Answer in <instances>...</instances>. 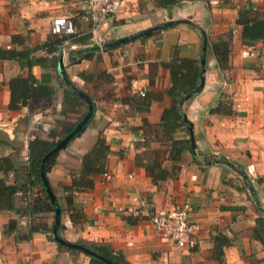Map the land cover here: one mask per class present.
I'll use <instances>...</instances> for the list:
<instances>
[{
  "label": "crops",
  "instance_id": "obj_1",
  "mask_svg": "<svg viewBox=\"0 0 264 264\" xmlns=\"http://www.w3.org/2000/svg\"><path fill=\"white\" fill-rule=\"evenodd\" d=\"M157 1L123 0L99 33L105 43L169 19H187L210 39L230 31L229 67L218 70L206 50L203 85L178 107L192 127L196 153L189 143L180 159L172 161L165 158L168 141L151 142L164 168L178 167L174 178L159 185L134 162L135 153L142 150L139 142L152 139L150 127L172 105V98L164 92L170 85L167 65L172 58L200 59L201 40L194 27L178 23L109 49L94 46L88 57L81 54L93 45L87 40L75 42L68 50L73 59L64 65L63 73L89 98L92 112L82 132L56 153L45 170L59 209L56 233L68 243L106 242L130 264H264V250L250 236L256 216L254 201L264 210V37L253 46L243 45L241 27L234 23L242 4L264 11V0H180L169 8L159 7ZM85 13L83 0H0V49L32 48L29 57L37 60L28 69L26 59L0 58V182H25L29 140L55 138L53 133L70 126L84 111L83 100L67 95L56 74L60 53L48 57L44 48L37 47L51 34L49 20L58 15L70 16L86 32ZM28 72L36 83L54 87V95L51 100L30 99V108L11 109L9 80ZM44 72L50 74L48 82H40ZM138 91L153 96L146 111L131 104L143 96ZM219 98L229 104L230 111L222 109L225 104L218 112H208ZM143 118L147 126L142 125ZM98 135L108 149L107 174H91V186L70 191V174L79 169L81 156ZM171 135L189 141L183 128ZM210 157H225L253 179V197L241 188V176L227 164L203 162ZM29 174L35 193L39 176L34 166ZM183 203L188 205L187 216L195 228L189 241L178 248L152 227L148 215L168 213ZM3 204L1 199L0 264H26L28 260L90 264L87 254L52 239V211L20 215L23 197L19 191L12 196V209ZM10 220L15 221L12 229H8ZM30 225L36 229L28 236Z\"/></svg>",
  "mask_w": 264,
  "mask_h": 264
},
{
  "label": "trees",
  "instance_id": "obj_2",
  "mask_svg": "<svg viewBox=\"0 0 264 264\" xmlns=\"http://www.w3.org/2000/svg\"><path fill=\"white\" fill-rule=\"evenodd\" d=\"M179 1L180 0H158L157 5L162 8H169ZM234 23L241 27L240 39L243 45L253 46L264 37V11L254 9L249 3H244L237 9ZM191 26L198 31L200 40L205 38L206 50L212 54L218 70L222 71L227 69L229 67L228 56L230 52V31H228L226 36L219 35L210 39L202 28L194 24H191ZM88 38L89 35L84 34L80 37L73 38L72 42H84L86 40L88 41ZM64 39L65 36L50 34L37 48H44L46 52L51 55L53 52L58 51L57 47ZM109 48L110 47H108V49ZM105 49L107 48H103L102 50ZM32 50V48L22 50L0 49V58L26 59V67L29 69L33 64H35V62H37L36 59L29 57ZM94 50V46L87 47L83 50L81 56L88 57L89 54L94 52ZM172 59V62L167 65L170 74V85L164 91L166 95L172 98V105L162 110L158 122L150 127L152 129V139H147L146 137L139 142L142 146V150L138 151L134 155V162L138 166L142 167L144 172L149 176L150 180L157 185L174 178L177 174L178 167L173 166L171 169L164 168V166L161 165L162 157L160 158L157 149L152 148L150 143L162 140L168 141L169 149L165 158L172 161L180 159L182 151L188 148L189 141L175 140L171 133L179 128H183L186 131L190 123L189 121L183 120L182 113L179 110L177 103L185 93L191 91L197 85L199 76V59ZM9 88L10 99L8 106L11 109H16L23 105L30 108L29 100L32 98L42 97L51 100L55 92V88L48 84L36 83L30 72H28L25 77H15L10 79ZM65 91L70 97L79 99V97L74 95L68 89ZM152 97V95L144 93L143 96H138L133 99L131 104L138 111H146L149 108V103ZM122 101L125 102L127 99L124 98ZM225 104H227V106L222 109H226L225 111L229 112V104L225 103L220 98L212 107L208 109V112H218L221 109V105L224 106ZM85 111L86 106L80 117L74 123L64 129H61L56 134H52L55 138L51 136V140H44L34 136L31 140H29L27 144V160L24 165L28 172V178L26 181L21 185H15L13 182H0V200L2 199V201H4L3 205L6 209H12V196L15 192L19 191L23 197V205L19 210L20 215L30 216L44 211L53 212L54 203L49 200V197L42 188L38 178L37 191L32 193L33 183L32 180L29 179V173L32 166L35 167V172H38L41 157L49 151L59 139L73 129L76 122L84 115ZM142 125H148L145 118L142 119ZM84 127L85 126H83L74 136L80 134ZM157 130L159 133H157ZM107 152L108 149L105 146L103 138L98 135L94 145L81 156L79 169L70 174L71 183L70 187H68L70 188V191L74 188L76 189L91 186L92 182L90 175L103 173L105 171L104 164ZM55 156L56 153L47 158L44 163L45 170H47L53 163ZM192 158L194 161H197L195 157ZM218 159L227 165H233V163L225 157H218ZM208 160L213 161L215 158L210 157ZM238 171L243 175V177H241V188L254 190L253 179L251 180L242 169L239 168ZM255 181L257 182V179ZM66 201L68 203L71 202V193L70 196L68 195L66 197ZM14 225L15 221L10 220L8 222V229H12ZM35 229L36 227L30 225L28 236H30L31 232ZM250 236L257 240L264 250V210L262 209H256V216L254 218V224L250 229ZM79 243L94 252L95 256L88 255L90 264H105L97 256H102L110 261L111 264H130L120 254L114 253L109 244L106 242L80 241Z\"/></svg>",
  "mask_w": 264,
  "mask_h": 264
},
{
  "label": "water",
  "instance_id": "obj_3",
  "mask_svg": "<svg viewBox=\"0 0 264 264\" xmlns=\"http://www.w3.org/2000/svg\"><path fill=\"white\" fill-rule=\"evenodd\" d=\"M178 23H185V24H190L191 23L187 20V19H169L166 20L164 22L152 25L146 29H143L141 31H137L135 33H131L127 36L124 37H120V38H116L110 41H107L105 43H102L101 48H107V47H112V46H116L119 45L121 43L130 41V40H134L137 38H141L147 35H150L152 32L157 31V30H161L173 25H176ZM98 49V47H96ZM205 55H206V40L205 38H202L201 40V55H200V59H199V76H198V83L197 85L189 92L185 93L180 100L177 103V106L180 108L181 105L188 99L190 98L192 95H194L195 93H197L204 82V71H205ZM73 59V57L70 55V51L66 54H63L62 52H60L59 56L56 59V63H55V71L56 74L59 76L60 80L64 83V85L66 86V88L72 92L74 95H76L77 97H79L80 99L83 100V102L86 105V111L84 113V115L76 122L75 126L73 127V129L71 131H69L65 136H63L61 139H59L55 145L49 150L47 151L40 159L39 161V167H38V176H39V181L40 184L42 186V188L44 189V191L46 192V194L49 197V200L54 203L53 205V223H52V227H51V237L52 239L61 244L64 245L66 247L69 248H73L76 250H79L87 255H91V256H95L94 252L90 251L88 248L82 246L81 244L78 243H68L66 241H64L62 238H60L58 236V234L56 233V229L58 226V222H59V209L58 206L55 202V198L54 195L52 194L47 182H46V178H45V168H44V163L46 162L47 158L54 154L57 153L60 149H62L66 143L73 138V136L83 127L86 125L87 121L89 120L90 116H91V112H92V104L89 100V98L82 93L81 91H79L76 87H74L72 84H70L66 78L64 77V73H63V67L67 62H70ZM49 76L50 74L48 72H44L41 73L40 75V82H48L49 81ZM182 118L183 120H186L184 113H182ZM187 121V120H186ZM187 131H188V135H189V143H190V149L191 152L196 153L195 151V143H194V139H193V134H192V127L189 124L187 127ZM203 162L205 163H210L209 161H206L205 159H203ZM215 162H219V160H215ZM228 167H230L231 169H233V171H235L236 173H238L241 177H243L242 174H240V172L238 170H236L231 164H228ZM249 194L253 197V191L252 189H248ZM255 207L257 210H261L259 204L257 202H255ZM101 261H103L105 264H111L110 261H108L107 259L103 258L102 256H97Z\"/></svg>",
  "mask_w": 264,
  "mask_h": 264
},
{
  "label": "built area",
  "instance_id": "obj_4",
  "mask_svg": "<svg viewBox=\"0 0 264 264\" xmlns=\"http://www.w3.org/2000/svg\"><path fill=\"white\" fill-rule=\"evenodd\" d=\"M83 1L86 5V13L83 14V18L89 23L86 32L79 30L68 15H58L49 20V32L58 36H65V39L57 47L59 53L66 54L71 47H75L72 39L84 34L89 35L88 41L91 45L98 47L99 50L102 49L103 40L99 30L106 20L117 13L123 0ZM50 56L48 54V57ZM138 93L143 95V91H138ZM106 174V172L103 173V175ZM130 210L135 212V209ZM187 210V203H183L176 205L168 213L148 215V221L155 230L163 233L169 241L181 248L189 241L195 228L187 216ZM26 264L34 263L28 260Z\"/></svg>",
  "mask_w": 264,
  "mask_h": 264
}]
</instances>
